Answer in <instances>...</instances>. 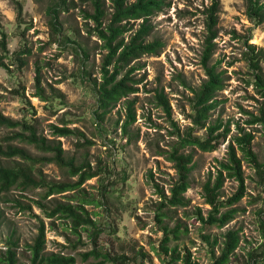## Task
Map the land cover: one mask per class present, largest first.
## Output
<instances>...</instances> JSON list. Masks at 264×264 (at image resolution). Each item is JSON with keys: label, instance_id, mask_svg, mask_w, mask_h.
I'll list each match as a JSON object with an SVG mask.
<instances>
[{"label": "rangeland", "instance_id": "obj_1", "mask_svg": "<svg viewBox=\"0 0 264 264\" xmlns=\"http://www.w3.org/2000/svg\"><path fill=\"white\" fill-rule=\"evenodd\" d=\"M18 1L23 6L20 16L12 0H0V29L7 34L8 44L6 52L0 50V110L13 120L33 121L39 133L48 138H57L53 135V125H67L84 133L85 138L71 135L58 139L68 157L76 158L77 162L89 161L100 172L80 189L53 194L44 198V202L49 207L57 203L78 204L82 194L90 196L93 202L85 206L96 221V229L101 231L97 237L98 249L116 259L105 264L169 263L171 256L163 251L161 243L164 227L172 229L176 225L181 228L179 239H172L169 245H178L182 256L189 251L194 263L216 264L225 234L233 230L239 233L240 241L228 264H264L261 259L264 167L259 171L253 163L243 160L245 196L234 205L239 212L225 227L205 226L197 216L200 210L206 215L211 208L206 202L204 184L209 179L215 181L220 162L227 160L228 145L240 128L255 134L253 148L259 162L264 164V128L248 123L264 107V98L253 82L244 44L249 40L264 51V22L258 25L250 20L246 0H221L212 59L213 63L221 61L219 67L225 71L227 86L218 93L219 102L211 111L206 127L230 123L231 133L217 150L195 151L190 187L185 193L188 205L166 207L161 221L158 219L161 198L155 183L170 194L177 173L173 162L160 153L171 150L178 141L172 120L181 130L193 126L191 89L206 79L202 56L208 35L206 12L210 0H164L163 9L150 18L153 29L148 37L150 41L159 39L164 43L162 52L139 59V68L132 74L141 80L138 92L121 99L105 113L103 120L98 117L102 110L97 112L94 85L95 80L101 81L107 51L91 29L93 20L86 16L93 11L91 0ZM111 3L107 0V13L112 11ZM56 7L59 33L51 27L52 9ZM82 49L87 51L88 58L82 56ZM262 68L264 71V58ZM38 78L48 100L37 96ZM159 93L168 99L170 115L158 100ZM128 101L134 102L137 118L125 131L122 125ZM194 129V135H206V128L195 126ZM18 131L19 128L0 127V144L25 148L34 156L48 155L26 142L12 139ZM238 154L243 157L241 151ZM19 161L22 160L0 156V166L23 163ZM35 174L52 182L76 180L66 169L49 161L38 165ZM238 187L237 180L225 177L221 199L233 196ZM44 193L41 188L16 189L0 196V249H6V241L13 237L19 243L18 252L24 253L21 258L29 262L27 246L38 233L39 218L35 215H39L47 226L48 252L74 255L77 264L100 261L102 258L94 256L87 261L83 259V253L95 246L92 234L96 229L76 230L68 218L45 217L35 202ZM206 235L210 236L209 242L204 238Z\"/></svg>", "mask_w": 264, "mask_h": 264}, {"label": "trees", "instance_id": "obj_2", "mask_svg": "<svg viewBox=\"0 0 264 264\" xmlns=\"http://www.w3.org/2000/svg\"><path fill=\"white\" fill-rule=\"evenodd\" d=\"M16 4L18 15H22L23 6L18 0H12ZM111 13L106 11L107 0H91L93 7L92 12H88L86 16L93 20L94 27H91L94 34L103 42V48L107 51L103 57L101 68V81L95 80V94L97 97V112L100 120L104 119L105 113L123 98H127L131 94L137 93L138 84L141 80H137L132 74L137 70L139 59L144 55H159L162 52L164 43L159 39L148 40L153 29L150 18L158 11L163 9L164 0H111ZM247 14L251 21L260 25L264 22V2L263 0H246ZM222 10L221 0H210L207 8V31L208 35L205 39L204 52L202 56V64L205 69L206 79L197 87L192 88V109L191 120L193 126L185 130L177 122L172 120V126L175 129L178 141L172 145L171 150L161 151L160 155L173 162L176 169L177 180L170 188V194L160 188L155 183L161 201L159 203L158 219L166 215L164 209L166 207L187 206L188 200L185 193L190 187V175L193 170L194 156L196 150L215 151L220 145L227 140L231 133V124L222 122L212 124L206 127V121L211 116V111L217 106L216 99L219 92L226 89L227 79L225 71L221 70L219 65L221 61L212 62L216 50L215 39L218 36V23ZM51 27L57 33L61 32L58 25L59 12L58 8L52 9ZM137 21L139 23L137 24ZM136 25L137 28H136ZM130 34L128 35V33ZM246 47V59L248 66L254 77V83L259 95L264 98V71L262 68V59L264 51L257 49L255 45L244 42ZM8 48L7 34L0 29V50L6 52ZM82 56L88 58L87 51L82 49ZM38 95L43 100H48L41 87L38 78ZM158 100L166 112L171 114V105L168 99L162 94H157ZM126 119L122 125V129L128 131L129 126L136 121V112L134 102L127 103ZM250 125H262L264 128V107L260 109L258 115H253L248 121ZM195 126L198 128H206V135L201 137L194 135ZM0 127L19 128V131L12 136V139L20 140L32 145L44 156H34L27 149L0 144V156L9 159L18 158L23 163H17L14 166H0V196L9 194L12 190L28 191L41 188L45 190L44 196L35 201L41 209L45 217L53 219L68 218L71 220L74 228L96 229V221L91 217L86 204H91L90 196L82 194L80 203H57L53 207H49L44 202L53 194H62L80 189L82 185L100 174L99 169L93 167L89 161L77 162L74 157H68L61 143L60 137L76 135L85 138L84 133L72 129L67 125L60 127L53 125V135L57 138H48L41 135L35 123L31 120H13L6 116L0 110ZM223 128L222 131H220ZM255 134L240 128L238 134L235 135L228 145V157L226 161L220 162V168L214 182L209 179L204 184V192L206 202L210 205V209L206 215L201 210L198 212L200 222L208 227L216 226L223 228L234 220L239 212L234 205L245 196V175L243 170V160L247 159L254 166L262 171L264 164L260 163L258 156L253 148V140ZM86 142H90L88 139ZM190 149V150H189ZM189 150V151H187ZM238 151L242 152L239 156ZM55 162L58 166L66 169L70 177H76L75 181H49L44 176L35 174L36 167L45 162ZM226 171V175L225 172ZM225 177L234 178L239 182L237 193L222 200L220 191L223 187ZM18 204L23 202L17 200ZM26 207H24L25 209ZM29 208H31L29 206ZM38 233L32 243H28L27 249L30 253L29 262L23 260L18 252V241L13 237L6 241V249H0V264H77L74 255L66 254L63 251L48 252L46 248L47 242V226L39 215ZM100 229H96L92 234V242L94 247L83 253V259L87 261L91 256L102 258L95 264H105L108 261H115L108 253H102L97 246V237ZM181 228L176 225L174 228L164 227V237L161 243L163 251L171 256L169 263L166 264H197L191 258L188 251L186 255H181L178 245L171 247L169 242L172 239H179ZM210 241V236H204ZM240 237L237 231L229 230L225 234V239L221 248V253L217 258L216 264H228L230 257L234 254L239 245ZM213 242L217 243V238ZM261 259L264 260V251ZM253 257V256H252ZM163 260V259H161Z\"/></svg>", "mask_w": 264, "mask_h": 264}]
</instances>
